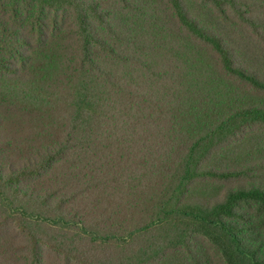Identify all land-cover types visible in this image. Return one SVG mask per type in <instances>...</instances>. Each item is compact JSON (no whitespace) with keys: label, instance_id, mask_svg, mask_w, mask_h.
<instances>
[{"label":"trees","instance_id":"trees-1","mask_svg":"<svg viewBox=\"0 0 264 264\" xmlns=\"http://www.w3.org/2000/svg\"><path fill=\"white\" fill-rule=\"evenodd\" d=\"M9 233L0 264H264V0H0Z\"/></svg>","mask_w":264,"mask_h":264},{"label":"rangeland","instance_id":"rangeland-1","mask_svg":"<svg viewBox=\"0 0 264 264\" xmlns=\"http://www.w3.org/2000/svg\"><path fill=\"white\" fill-rule=\"evenodd\" d=\"M12 235H13V233H12ZM17 235H18V240H19L18 230H17ZM0 249L6 251L4 259L14 258L17 255V254H15V251L13 250V247L11 245L10 233L8 234V238L5 236V240L3 241L2 246H0ZM19 256H22V255H19Z\"/></svg>","mask_w":264,"mask_h":264}]
</instances>
